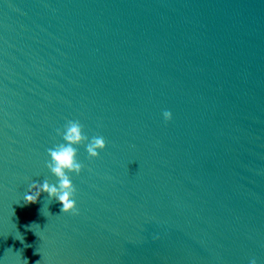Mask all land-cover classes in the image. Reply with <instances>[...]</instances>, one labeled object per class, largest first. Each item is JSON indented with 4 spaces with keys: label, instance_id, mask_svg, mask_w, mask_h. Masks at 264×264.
I'll list each match as a JSON object with an SVG mask.
<instances>
[{
    "label": "water",
    "instance_id": "water-1",
    "mask_svg": "<svg viewBox=\"0 0 264 264\" xmlns=\"http://www.w3.org/2000/svg\"><path fill=\"white\" fill-rule=\"evenodd\" d=\"M171 111L166 121L163 112ZM78 120L79 215L33 182ZM264 264V0H0V264Z\"/></svg>",
    "mask_w": 264,
    "mask_h": 264
},
{
    "label": "clouds",
    "instance_id": "clouds-1",
    "mask_svg": "<svg viewBox=\"0 0 264 264\" xmlns=\"http://www.w3.org/2000/svg\"><path fill=\"white\" fill-rule=\"evenodd\" d=\"M163 116L166 121H171L173 115L171 111H164ZM57 135H60L64 143L55 145L48 149L50 160L47 162V168L58 178V186L45 180L43 183L29 185V192L25 193L24 201L27 204L38 203L41 195L47 193L50 199L59 201L62 205L61 212L79 215V209L74 199L76 187L72 183L69 173L80 175L84 167L78 161V145L87 142V153L91 158H99L100 151L107 147L106 140L102 136L91 138L84 134V127L78 120H69L63 129H57ZM39 264V261L36 262ZM251 264H256L252 260Z\"/></svg>",
    "mask_w": 264,
    "mask_h": 264
}]
</instances>
